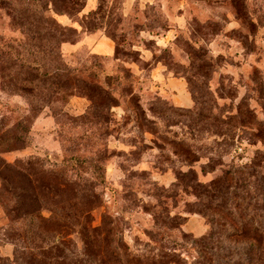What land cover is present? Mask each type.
Instances as JSON below:
<instances>
[{
    "label": "rangeland",
    "instance_id": "obj_1",
    "mask_svg": "<svg viewBox=\"0 0 264 264\" xmlns=\"http://www.w3.org/2000/svg\"><path fill=\"white\" fill-rule=\"evenodd\" d=\"M88 1L0 0V264L19 246L35 263L229 264L244 250L234 263L264 264V39L251 36L264 0H190L210 19L183 20L162 50L139 37L167 27L162 6L94 0L106 56ZM231 13L242 26L224 32ZM136 43L185 78L192 106L160 94ZM54 231L60 246L41 240Z\"/></svg>",
    "mask_w": 264,
    "mask_h": 264
},
{
    "label": "crops",
    "instance_id": "obj_2",
    "mask_svg": "<svg viewBox=\"0 0 264 264\" xmlns=\"http://www.w3.org/2000/svg\"><path fill=\"white\" fill-rule=\"evenodd\" d=\"M180 1V2H179ZM183 1H186V6H180ZM252 0H247L248 6L252 8ZM124 5L129 9L133 7L135 4L139 5L141 8H146L151 5H160L167 12L168 20L167 27L160 34L155 32L153 28L142 25L139 27V37L150 38L156 40V45L160 48V50L167 48L174 40L177 35L178 29L183 27V20L187 22L192 17H197L202 19L203 21H207L210 18L208 15L205 17V10L198 7V4L191 3L190 0H124ZM179 3H181L179 5ZM95 1H88L85 5V9L83 10L85 13L88 11H92L95 8ZM220 5V3H219ZM189 6L190 11L188 12L187 7ZM179 8L184 9V12L179 13ZM200 8V9H199ZM206 14V13H205ZM128 15V13H126ZM190 15V16H189ZM251 20L254 23H260L259 19L256 16V13L250 11ZM224 27L223 31L227 32L231 29H238L242 26L241 19L237 17L235 14H226L223 17ZM139 23H144L142 20H137ZM263 28V30H262ZM91 36H94L93 43V51L98 55H111L115 51V46L107 40L103 38L106 36L104 30L99 29L94 32H89ZM223 34L220 32L215 36V41L221 38ZM251 36L261 37L264 39V23L259 24V30L252 33ZM227 37H225L226 39ZM215 41L211 43V45L215 44ZM133 48L140 52V57L145 60H153L154 51L149 47L142 45L141 43L133 44ZM224 50H218V52H223ZM141 71V70H140ZM150 79L157 84V88L160 89V94L173 105L181 106V107H190L194 104L192 93L189 89L188 83L184 77L175 75L171 72L168 67L162 63V61H154L153 64L150 65Z\"/></svg>",
    "mask_w": 264,
    "mask_h": 264
},
{
    "label": "trees",
    "instance_id": "obj_3",
    "mask_svg": "<svg viewBox=\"0 0 264 264\" xmlns=\"http://www.w3.org/2000/svg\"><path fill=\"white\" fill-rule=\"evenodd\" d=\"M85 6V5H84ZM101 10H103V8H102V2L101 3H99L98 4V7L94 10V11H91V12H89L88 13V15H86L85 16V18H89V17H92V16H97L98 17V22L96 23V25H94V26H92V27H87V29H88V31L89 32H94V31H97V30H99V29H107L108 28V26H109V24H110V22H109V20L106 18V16H107V12H104L103 11V13L101 12ZM124 20H125V18H124ZM123 20V21H124ZM127 20V19H126ZM144 26V25H143ZM140 27H142V25L140 26ZM66 40H63L62 42H65ZM62 42H61V44H62ZM61 47V46H60ZM60 47H59V49H60ZM58 49V53H55L56 55H54V53H53V55H52V58H51V63H53V59H55V58H62V54H61V49L59 50ZM50 56V55H49ZM49 56H47V57H49ZM101 56V55H100ZM35 63L36 64H34L33 66H34V68L36 69V70H39V71H42L40 68H44V69H46L47 70V65H49V64H51L50 62L49 63H47L46 64V61H43V62H41V63H39V62H36V60H35ZM53 69H56V70H58L59 69V66H57V68H53ZM43 73H45V74H48V72H43ZM1 77H2V72H1ZM150 77V76H149ZM149 77H147V78H149ZM175 106V105H174ZM220 182H221V180L219 179V180H215V181H213L211 184H210V188H212L213 189V192H216V191H218L219 192V190H217V186L220 184ZM214 196H217V194H215ZM213 197V196H212ZM54 216H56V215H54ZM54 219L56 218V217H53ZM52 220V222H56V219L55 220ZM252 223H253V220H252ZM38 228H40L41 227V223L40 224H38V225H36ZM214 230H216V227H213V231L209 234V237H212V233L213 234H215V232H214ZM50 231V230H49ZM57 231H54V232H48L46 235L49 237L48 238V240H45V238H41V240L43 241V242H47L48 243V245L50 246H52V247H55V246H60L61 244H58V242L60 243L61 241V239H59V234L61 233V232H58V234L56 233ZM53 237V238H52ZM54 239V240H53ZM250 245L249 246H252L253 245V243H249ZM34 248V247H33ZM28 249H30V247L29 246H26V247H24V246H19V247H17V250H16V254H15V258L14 259H7L6 261H5V263L4 264H55L52 260H55L56 259V257H48L46 254H45V252H41L40 253V256L43 258V259H41V261H38L37 263H35L34 262V258H35V254L33 253V252H31V251H28ZM32 249V248H31ZM244 249L247 251V249H246V247H244ZM244 252V250L242 251V252H240V253H236L235 251L231 254V255H236V258H235V260H230V261H228L229 262V264H236V263H234L233 261H237V260H240V262H243V260H244V258H243V256H241V254ZM243 255H246V252L243 254ZM211 256H212V258H213V262L214 261H216V263L217 264H222L220 261H219V259H218V257L216 256V254L215 253H211ZM69 257H75V258H77L78 256H77V254L76 253H71L70 255H66V256H64V258H69ZM45 259H48V261L47 260H45ZM45 260V261H44ZM208 259H204V257L203 258H201V262H206L207 264H210V263H213V262H210V261H207ZM73 261H75V263L77 264V263H79V262H82V263H84V264H87V260H83V259H81V260H73ZM59 264H61L60 262H58ZM199 264H201V263H199ZM248 264V263H247Z\"/></svg>",
    "mask_w": 264,
    "mask_h": 264
}]
</instances>
